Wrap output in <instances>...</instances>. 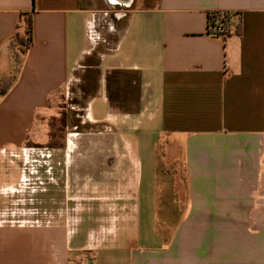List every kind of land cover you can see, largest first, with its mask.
I'll return each mask as SVG.
<instances>
[{
  "label": "crops",
  "instance_id": "0c3cea01",
  "mask_svg": "<svg viewBox=\"0 0 264 264\" xmlns=\"http://www.w3.org/2000/svg\"><path fill=\"white\" fill-rule=\"evenodd\" d=\"M210 11L234 31L209 34ZM2 87L0 151L47 146V216L89 202L4 224L0 182V264H264V0H0Z\"/></svg>",
  "mask_w": 264,
  "mask_h": 264
},
{
  "label": "rangeland",
  "instance_id": "374dc122",
  "mask_svg": "<svg viewBox=\"0 0 264 264\" xmlns=\"http://www.w3.org/2000/svg\"><path fill=\"white\" fill-rule=\"evenodd\" d=\"M81 100L75 97H62L58 102L59 105H66L68 111L66 115L67 124H77L80 120L75 114L81 115L80 111H74L69 109L72 107H79ZM54 111V110H52ZM46 122L51 129L52 138H54L53 145L59 144V138L64 134L65 119L61 115H55L47 117ZM42 125V123H41ZM40 125V126H41ZM38 128V129H37ZM30 131V139L36 143H42L41 139H44L42 132L45 131V123L43 126ZM38 135L37 138H32L33 133ZM36 139V140H35ZM47 146L41 144L28 143L25 147H21L14 150H2L0 151V172H3V178L0 182L2 185V221L4 224H43L44 221H54L60 218L68 217V222L75 223L78 221L81 210L78 208L86 206L89 200L84 199L79 202L80 198L77 196L73 201L67 200L69 205L75 207L73 210H67L66 212L59 211L63 206L62 202L58 200L56 195L55 201L57 202L55 210L52 215L48 217V209H45L42 197V170L44 167V155L47 154ZM45 148V149H44ZM59 154V151L54 153ZM170 182L166 179H158L156 187L162 189V186H167ZM143 190V187H142ZM142 193V192H140ZM74 198L75 196H70ZM85 197V196H83ZM87 198V196H86ZM75 203V205H74ZM145 210L141 211V215ZM146 212V211H145ZM169 218V211L166 212ZM65 215V216H64ZM143 225L146 224V217L141 216ZM145 222V223H144ZM156 231H165V227L153 226ZM148 228L145 229V231ZM169 230V229H168Z\"/></svg>",
  "mask_w": 264,
  "mask_h": 264
},
{
  "label": "trees",
  "instance_id": "16d2710c",
  "mask_svg": "<svg viewBox=\"0 0 264 264\" xmlns=\"http://www.w3.org/2000/svg\"><path fill=\"white\" fill-rule=\"evenodd\" d=\"M217 11H210L207 14V24L214 21ZM18 30L15 32L13 39L17 45L18 52L22 53L31 43V18L28 12H23L21 15V22L18 25ZM237 30V28H236ZM7 85V84H6ZM3 87L0 88V93H3Z\"/></svg>",
  "mask_w": 264,
  "mask_h": 264
},
{
  "label": "built area",
  "instance_id": "2783aa9c",
  "mask_svg": "<svg viewBox=\"0 0 264 264\" xmlns=\"http://www.w3.org/2000/svg\"><path fill=\"white\" fill-rule=\"evenodd\" d=\"M233 12L217 11L214 21L207 24V31L214 36L224 37L234 31Z\"/></svg>",
  "mask_w": 264,
  "mask_h": 264
},
{
  "label": "flooded vegetation",
  "instance_id": "af4514ba",
  "mask_svg": "<svg viewBox=\"0 0 264 264\" xmlns=\"http://www.w3.org/2000/svg\"><path fill=\"white\" fill-rule=\"evenodd\" d=\"M49 156V154L47 155V157Z\"/></svg>",
  "mask_w": 264,
  "mask_h": 264
}]
</instances>
